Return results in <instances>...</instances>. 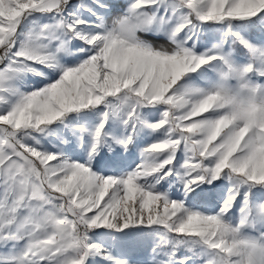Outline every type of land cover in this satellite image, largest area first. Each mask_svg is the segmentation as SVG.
<instances>
[{
	"label": "snow or ice",
	"instance_id": "obj_1",
	"mask_svg": "<svg viewBox=\"0 0 264 264\" xmlns=\"http://www.w3.org/2000/svg\"><path fill=\"white\" fill-rule=\"evenodd\" d=\"M0 264H264V0H0Z\"/></svg>",
	"mask_w": 264,
	"mask_h": 264
}]
</instances>
